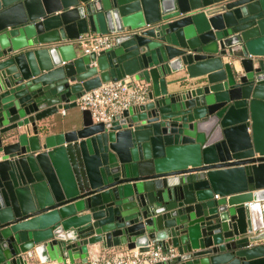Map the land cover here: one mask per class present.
<instances>
[{
	"label": "water",
	"instance_id": "95a60500",
	"mask_svg": "<svg viewBox=\"0 0 264 264\" xmlns=\"http://www.w3.org/2000/svg\"><path fill=\"white\" fill-rule=\"evenodd\" d=\"M126 77L147 101L61 116ZM150 243L264 264V0H0V264Z\"/></svg>",
	"mask_w": 264,
	"mask_h": 264
},
{
	"label": "built area",
	"instance_id": "2783aa9c",
	"mask_svg": "<svg viewBox=\"0 0 264 264\" xmlns=\"http://www.w3.org/2000/svg\"><path fill=\"white\" fill-rule=\"evenodd\" d=\"M114 41L115 34L113 33H86L78 39L85 53L101 52L112 47ZM148 91L146 85L131 86L130 78L126 77L105 82L97 88L86 91L77 99V105L83 110H90L94 121L108 122L123 110L147 101ZM177 255L178 250L175 247L164 249L150 243L144 249L91 252L88 260L79 264H156L168 262Z\"/></svg>",
	"mask_w": 264,
	"mask_h": 264
},
{
	"label": "crops",
	"instance_id": "0c3cea01",
	"mask_svg": "<svg viewBox=\"0 0 264 264\" xmlns=\"http://www.w3.org/2000/svg\"><path fill=\"white\" fill-rule=\"evenodd\" d=\"M225 61H228V58ZM184 76H187L186 71H181V72H178L176 74H173V75L169 76L168 79L172 80V79L180 78V77H184ZM192 81H196V79L192 80ZM178 87H179V85H177V84L176 85H170V90L173 91L174 89H176ZM82 111H83V109L80 108L79 106H77V107H72V108H69V109H63V110H61L60 114L66 120H68L69 118H72L74 116H77V117L81 118L82 117ZM70 127L71 126H67L65 129L70 128ZM171 247H173V246H171ZM125 249H127V248H125V246L117 247V248L115 247V248H113V250L110 249L109 252H112V251L115 252L116 250L118 251V250H125ZM96 250L97 251L101 250V248H96ZM81 262L82 261L78 260L77 264H79ZM46 264H70V263L69 262H67V263H59L58 261H53V262L46 263Z\"/></svg>",
	"mask_w": 264,
	"mask_h": 264
}]
</instances>
